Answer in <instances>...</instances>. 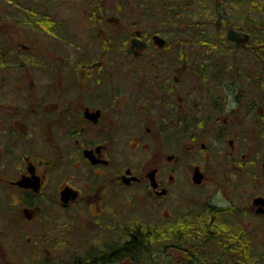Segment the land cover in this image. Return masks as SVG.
<instances>
[{"label": "flooded vegetation", "instance_id": "obj_1", "mask_svg": "<svg viewBox=\"0 0 264 264\" xmlns=\"http://www.w3.org/2000/svg\"><path fill=\"white\" fill-rule=\"evenodd\" d=\"M97 4L2 9L0 238L17 250L27 235L22 246L50 255L45 264H118L135 241L145 264V226L169 228L197 207L206 228L189 236L210 239V264H264V23L231 24L224 9L214 31L182 39L176 18L150 24L145 13L140 24ZM231 29L249 40H229ZM190 192L208 200L192 209ZM38 232L49 245L30 244Z\"/></svg>", "mask_w": 264, "mask_h": 264}, {"label": "rangeland", "instance_id": "obj_2", "mask_svg": "<svg viewBox=\"0 0 264 264\" xmlns=\"http://www.w3.org/2000/svg\"><path fill=\"white\" fill-rule=\"evenodd\" d=\"M77 1L79 2V0H14L15 5H9L8 0H0V25L3 8H10L14 10L20 8V10L22 9L21 11H25L26 9H49L55 10L54 12H57L58 9L64 8L85 6L96 7V4L101 0H88L87 2L83 1L82 4L77 3ZM221 4L225 5V10L227 11L225 12L229 14L230 23L234 25H242L245 24L246 21L258 22L264 17V0H103L102 6L106 8L126 9L128 11L123 13L133 14L140 24H145V13L148 14L150 24L174 23V21L172 22V19L176 18L179 21L178 24L181 25L182 39H186L191 34L190 28L194 29L198 25L212 24L209 25V27L211 28L210 30L214 31V25L218 24V15L215 13V11ZM50 12L53 13L52 11ZM22 31L25 33L26 29L24 28ZM195 199L208 200V196L205 194L200 196L197 192H190L186 195L187 206L193 209L195 204L192 201ZM195 208L196 210L198 209L197 207ZM196 210L193 209L194 212H196ZM189 211L187 210V212ZM47 214L56 218L59 217L61 219L60 221H63L65 216V213L62 210L55 211L50 209L48 210ZM130 215L131 214L127 213V209L120 208L118 210L119 223L125 226L127 220L126 218ZM134 215L137 217H143L145 215V224L148 220L153 218L152 215L146 212V210L144 213V210L142 211L141 209L134 211ZM0 221L2 223L4 222L3 224L8 225L7 221L5 222L4 219V207L1 208L0 211ZM60 221L56 220V226L57 224L61 223V226L57 228L58 231L63 229V224ZM41 232L37 233L36 244H33L34 239L30 242V244L37 246L49 245L47 241L44 243L40 242L39 239L42 237V235H40ZM48 232L51 233L49 230ZM121 237L122 236L120 233H118L116 237H113L108 241L103 240L101 242L102 244H110L114 241H119ZM26 238L27 235L21 238V247L17 250H11V248L7 247V242L4 244V239L0 238V241L3 243V245H6L7 247V254H5L4 250L0 247V264H45L47 261H52V259L50 260V255L47 254H39L35 256L30 255L29 252L22 246L24 244H29ZM62 242V238L54 239L51 246L54 244L60 245ZM58 247L65 250L67 249L64 246ZM182 254L184 257H181L180 255L177 256L175 252L174 254H170V256L174 257L175 259L186 261L187 259L185 258V254L183 252ZM64 257L65 255L63 258ZM191 263L194 264L195 262Z\"/></svg>", "mask_w": 264, "mask_h": 264}, {"label": "trees", "instance_id": "obj_3", "mask_svg": "<svg viewBox=\"0 0 264 264\" xmlns=\"http://www.w3.org/2000/svg\"><path fill=\"white\" fill-rule=\"evenodd\" d=\"M88 1V0H86ZM96 6H99L96 4ZM264 13V10H263ZM177 14V13H176ZM251 24H263L264 17L260 21H249ZM197 214L194 211H190L185 218L179 223L169 224L166 229H157L150 226H145V264H210L208 254L206 251V245L211 241L210 239L204 238L200 240V244H195V239H192L189 235L196 232V227L200 226L202 231H205L206 221L205 217L196 218ZM202 216V215H201ZM197 220H199L197 222ZM181 231L180 239H173L168 237L167 233L172 234ZM177 228V230H175ZM175 230V231H174ZM223 242L225 240H219ZM170 248L186 249L188 251L183 252L185 254L186 261L175 259L171 257L168 252ZM140 246L136 245L135 241H132L124 246L120 251L118 250L115 254V258L118 264H144L140 256ZM245 258L246 263H253V259L249 250L248 240L245 241ZM181 257H184L181 252ZM110 256H105L102 261L98 264H110ZM189 260V261H188ZM192 264V263H191Z\"/></svg>", "mask_w": 264, "mask_h": 264}, {"label": "water", "instance_id": "obj_4", "mask_svg": "<svg viewBox=\"0 0 264 264\" xmlns=\"http://www.w3.org/2000/svg\"><path fill=\"white\" fill-rule=\"evenodd\" d=\"M224 9H225L224 4H221V5L219 6V8H218V11H217V13H218V24L222 23V19H225V18H227V16H228L227 14L222 15ZM243 35H244V36H243ZM227 38H228L229 40H231V41H234V42H236V41H238V40H241V39H244V40L247 41V40H249V35H247V34H243V33H241V32H237V31L231 29V30H229V32H228V36H227Z\"/></svg>", "mask_w": 264, "mask_h": 264}]
</instances>
